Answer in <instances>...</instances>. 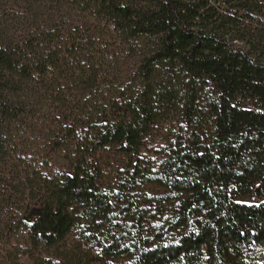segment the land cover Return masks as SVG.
<instances>
[{
  "label": "trees",
  "instance_id": "1",
  "mask_svg": "<svg viewBox=\"0 0 264 264\" xmlns=\"http://www.w3.org/2000/svg\"><path fill=\"white\" fill-rule=\"evenodd\" d=\"M0 264H264V0H0Z\"/></svg>",
  "mask_w": 264,
  "mask_h": 264
},
{
  "label": "snow or ice",
  "instance_id": "2",
  "mask_svg": "<svg viewBox=\"0 0 264 264\" xmlns=\"http://www.w3.org/2000/svg\"><path fill=\"white\" fill-rule=\"evenodd\" d=\"M153 159H155V158H153ZM156 169H153V171H155ZM178 179H179V177H178ZM109 203H111V201H109ZM249 206H253V205H249ZM256 207H259L260 205L259 204H257V205H255ZM114 215H118V213H114ZM98 223H102V222H100V221H97Z\"/></svg>",
  "mask_w": 264,
  "mask_h": 264
}]
</instances>
